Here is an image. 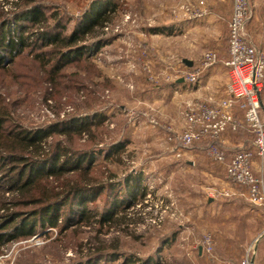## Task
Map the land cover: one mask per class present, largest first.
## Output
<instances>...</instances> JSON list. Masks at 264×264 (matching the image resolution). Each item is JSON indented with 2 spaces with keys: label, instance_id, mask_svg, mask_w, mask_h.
<instances>
[{
  "label": "rangeland",
  "instance_id": "obj_1",
  "mask_svg": "<svg viewBox=\"0 0 264 264\" xmlns=\"http://www.w3.org/2000/svg\"><path fill=\"white\" fill-rule=\"evenodd\" d=\"M199 1L0 0V33L9 27L22 30L23 35L43 30L44 26L50 35H69L85 22L87 12L95 10V3L114 5L107 10L104 7L105 12L101 7L97 9L107 15L104 27H93L81 43L88 52L72 58L55 75L50 66L56 57L46 52L51 45L42 44L32 34L33 42L19 54H0V107L7 116L3 129L37 130L56 123L69 127L81 124L86 117L90 123L94 115L100 116L91 122L88 131L78 133L71 126L67 129L70 133L46 137V145L51 147L58 140L72 149L101 151L91 172L107 179V188L88 207L104 211L115 199L127 200L123 187L126 176H138L144 192L136 194L125 209V221L120 223L101 227L91 223L76 229L72 226L64 232L37 225L33 235L19 236L4 244L0 264H78L84 261L88 245L103 248V258L92 264H120L121 257L110 259L114 252L133 255L143 262L150 259L151 264H221L223 261L215 257V240L214 258L205 252L203 258H198L197 248L205 234L212 236V215L226 217L229 210L235 211V207L226 205L227 201L238 198L245 201L253 217L234 219L238 223L234 226L236 238L244 240L239 243L244 245L236 260L247 249L254 257V246L264 233V208L245 198L242 186L226 179L224 165L214 162L200 142L178 147L177 141L168 139L169 130H183L188 106L214 102L210 95L204 98L194 92L202 71L196 83L186 84L188 91L177 87L175 81L182 78L181 70L187 67L183 59L192 60L190 67H194L209 50L223 61L228 57L233 0H203V5ZM214 5L219 6L216 20L209 13ZM199 8L204 13L196 16ZM33 9L44 13L42 23L27 18ZM248 9L245 36L261 53L264 0H248ZM42 58L48 62L43 64ZM220 59L218 64L225 69L228 81V68ZM261 83L260 115L264 120V75ZM222 93L228 96L225 87ZM240 132L244 140L239 147L252 148V133L245 127ZM117 144L121 145L118 150L112 148ZM200 146L205 148L203 152ZM196 149L198 155L194 154ZM252 170L264 180V156L255 151ZM108 173L114 176L106 177ZM4 178L1 174L0 197L9 201L11 210L25 211L36 206L25 202L26 197L9 192ZM52 181V177L42 179L38 187L46 185L50 189ZM108 183L114 184V189ZM222 188H230L232 194H215ZM209 198H213L212 203ZM15 202L19 204L14 206Z\"/></svg>",
  "mask_w": 264,
  "mask_h": 264
},
{
  "label": "trees",
  "instance_id": "obj_2",
  "mask_svg": "<svg viewBox=\"0 0 264 264\" xmlns=\"http://www.w3.org/2000/svg\"><path fill=\"white\" fill-rule=\"evenodd\" d=\"M96 4V3H95ZM92 7L95 10L86 13L85 22L77 31L69 35L48 34L47 27L38 32L32 31L23 35L22 30H12L2 28L0 33V54L6 53L9 56L19 54L26 46L33 41L30 35L36 39H41L42 44H49V51L55 56V62L50 66L53 75H55L64 65L69 63L72 58H80L89 50L81 43L85 36L90 34L95 26L104 27L107 21V15H102V11L113 8L111 2L97 3ZM91 7V8H92ZM101 7L102 11L98 12ZM105 7V8H104ZM90 8V9H91ZM105 12V11H103ZM33 22L42 23L45 20L44 13L38 9H33L28 13V17ZM12 30V31H11ZM43 53L41 55H45ZM38 54L37 57L41 56ZM44 57V56H43ZM3 57L0 56V67ZM43 61V58H42ZM48 59L43 61V64ZM5 110L0 107V175H4L7 183V190L15 193L19 198L26 197L30 204L36 205L30 210L18 211L11 210L3 197L0 199V253L1 248L7 241L13 240L19 236L29 237L34 234L35 226L57 227L60 232H64L73 226V229L81 225H90L97 223H118L125 221V209L129 208L136 194L144 193L138 183L139 177L126 176L123 181V187L128 200H113L108 210H97L88 207V203L95 200L107 188V179L102 176L92 174L93 162L100 150L95 149H72L62 145L61 141L54 140L51 147L46 145V137L51 134L65 135L72 130L81 133L88 131L91 122L100 116L94 115L90 123L88 117L82 119L81 124H73L69 127L56 123L46 128L37 130H25L21 128L3 129L7 119ZM62 126V127H61ZM121 147L120 144L114 145L115 150ZM252 149V148H251ZM27 151L31 154H27ZM114 174L108 173L106 177H113ZM52 177L51 188L38 187L42 179L47 180ZM134 180L132 183L130 180ZM120 184V183H119ZM110 189L115 185L108 183ZM1 190V189H0ZM37 192V194H36ZM129 198V199H128ZM19 201V200H18ZM20 202V201H19ZM19 203L15 202L14 206ZM64 208L63 210H61ZM122 209L120 214H116ZM60 220V222H59ZM60 223V224H59ZM99 232L101 229L98 230ZM101 247L88 245L83 260L78 264H92L96 260L103 258ZM122 258L120 264H151V260L143 262L133 255L129 257L114 252L110 254V259Z\"/></svg>",
  "mask_w": 264,
  "mask_h": 264
},
{
  "label": "built area",
  "instance_id": "obj_3",
  "mask_svg": "<svg viewBox=\"0 0 264 264\" xmlns=\"http://www.w3.org/2000/svg\"><path fill=\"white\" fill-rule=\"evenodd\" d=\"M199 3L203 5L204 1L200 0ZM203 13L204 10L199 8L196 16ZM248 17V0H233L228 22V57L223 61L229 71L225 86L228 96L213 103L188 106L183 116V130L180 133L169 130L168 139L177 141L178 147L208 141L206 153L214 162L224 165L226 179L242 186L246 191L242 195L264 208V180L252 170L253 152L264 156V120L260 115L264 52L256 51L245 36ZM217 61L216 52H204L200 64L181 70L183 80L190 84L196 83L201 71ZM235 104L242 110V118L234 114L232 109ZM241 127L252 133V149L239 147L226 160L227 152L221 144V138L225 133L237 132ZM214 192L224 196L232 194L230 188ZM201 247L214 258V239L210 234L203 236ZM252 258V251L247 249L238 260L221 264H251Z\"/></svg>",
  "mask_w": 264,
  "mask_h": 264
},
{
  "label": "crops",
  "instance_id": "obj_4",
  "mask_svg": "<svg viewBox=\"0 0 264 264\" xmlns=\"http://www.w3.org/2000/svg\"><path fill=\"white\" fill-rule=\"evenodd\" d=\"M219 6L214 5L212 9L209 11L210 18L213 20H216L217 17H219ZM230 10L228 9L229 13ZM230 19V17H229ZM228 56V55H227ZM218 61L202 70L201 73V80L196 85L195 94H201L204 98H207L208 95H210L211 98H214V100H217L218 98L224 97L222 90H224V87L226 86L227 76L225 69L218 64ZM192 62V60H190ZM220 62L223 63V60L220 59ZM193 64V62H192ZM188 68L190 66H187ZM184 81L181 77L176 79L175 83L179 89H184L185 92L187 90V82ZM188 91V90H187ZM207 96V97H206ZM233 112L237 117H242V110L239 108L237 104L233 106ZM241 115V116H240ZM241 128L235 132V134L225 133L221 138V144L226 149V160H228L233 153L234 149L242 145V141L244 140V137L242 135ZM240 132V133H239ZM239 133V134H238ZM243 138V139H242ZM208 141L204 140L201 141L200 144L206 147ZM252 147V146H251ZM201 152L202 146H200ZM199 150L196 149L194 154L198 155ZM237 198V197H235ZM208 202H213V198H209ZM238 202H240L238 204ZM244 200L241 198H238L236 200H228L227 206L228 207H235V211H228L226 214V217H222V219H219V217H216L215 215H212L210 219L212 220V225L209 227V231L212 234L214 240H215V257L216 259H219L223 262H230V261H236V258L240 255V251H242L241 246L243 247L244 244L239 245L240 242H244L242 238H236V229L234 226H236L238 223L234 221V219H251L252 212L248 211L246 209V206H244ZM219 214V213H217ZM204 218L207 217V214L203 215ZM204 256V250L201 246L197 248V257L203 258ZM253 263L254 264H264V233L260 236V240L258 239V242L254 246V257H253Z\"/></svg>",
  "mask_w": 264,
  "mask_h": 264
},
{
  "label": "water",
  "instance_id": "obj_5",
  "mask_svg": "<svg viewBox=\"0 0 264 264\" xmlns=\"http://www.w3.org/2000/svg\"><path fill=\"white\" fill-rule=\"evenodd\" d=\"M183 62L187 65V66H191L192 65V62L190 60H187V59H183ZM251 264H254L253 263V259H251Z\"/></svg>",
  "mask_w": 264,
  "mask_h": 264
}]
</instances>
